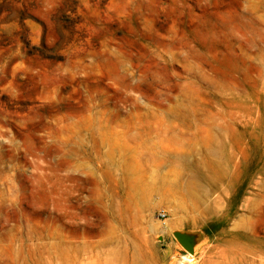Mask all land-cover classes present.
<instances>
[{"label":"rangeland","instance_id":"rangeland-1","mask_svg":"<svg viewBox=\"0 0 264 264\" xmlns=\"http://www.w3.org/2000/svg\"><path fill=\"white\" fill-rule=\"evenodd\" d=\"M0 264H264V0H0Z\"/></svg>","mask_w":264,"mask_h":264},{"label":"built area","instance_id":"built-area-1","mask_svg":"<svg viewBox=\"0 0 264 264\" xmlns=\"http://www.w3.org/2000/svg\"><path fill=\"white\" fill-rule=\"evenodd\" d=\"M165 214L164 213H160V216H164Z\"/></svg>","mask_w":264,"mask_h":264}]
</instances>
